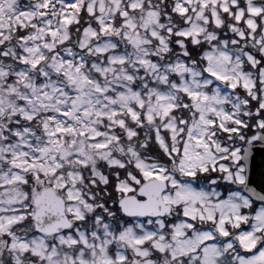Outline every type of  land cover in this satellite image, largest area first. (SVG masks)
Segmentation results:
<instances>
[{
  "label": "snow or ice",
  "instance_id": "obj_1",
  "mask_svg": "<svg viewBox=\"0 0 264 264\" xmlns=\"http://www.w3.org/2000/svg\"><path fill=\"white\" fill-rule=\"evenodd\" d=\"M0 264H264V0H0Z\"/></svg>",
  "mask_w": 264,
  "mask_h": 264
}]
</instances>
